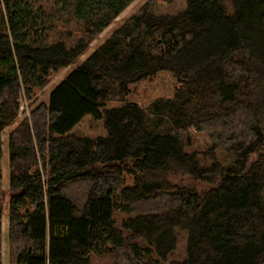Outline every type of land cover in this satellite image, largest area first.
Instances as JSON below:
<instances>
[{
  "label": "trees",
  "instance_id": "16d2710c",
  "mask_svg": "<svg viewBox=\"0 0 264 264\" xmlns=\"http://www.w3.org/2000/svg\"><path fill=\"white\" fill-rule=\"evenodd\" d=\"M132 1L0 0V264L5 213L14 264H264V0H149L92 46ZM69 65L19 120L20 98ZM157 74L159 97L130 98ZM188 127L231 164L185 151ZM176 229L185 256L167 261Z\"/></svg>",
  "mask_w": 264,
  "mask_h": 264
},
{
  "label": "rangeland",
  "instance_id": "374dc122",
  "mask_svg": "<svg viewBox=\"0 0 264 264\" xmlns=\"http://www.w3.org/2000/svg\"><path fill=\"white\" fill-rule=\"evenodd\" d=\"M36 6L42 7L44 10L49 11L53 6L55 0H32ZM149 0H134L132 1L113 21L108 25L96 39L91 41L92 46H96L102 39H104L108 34L112 32L117 23L122 22L126 17L136 12L140 6ZM151 8L155 13H165V12H174L180 10L184 7V0H150ZM226 5H229V0H224ZM65 12V11H64ZM56 25L61 33H64V30H70L79 35L78 23L70 15L64 14V21L58 20ZM56 36L53 35L52 40H55ZM73 68L72 65L62 68L55 74H51L48 84L39 90L35 91V94L32 99L28 100L25 97L20 98V106L18 112V119L27 117L30 113L31 108L47 100V96L51 88L57 84L60 80L64 78L68 71ZM130 89V98L139 102L142 106H146L151 100L159 97L162 93V74H157L154 76L146 77L135 83L129 85ZM11 127H6L2 131L1 139L2 143V155L0 160V173H1V189L7 190L6 175H7V147H6V138L10 131ZM183 148L187 152H194L197 154V157L201 164H208L212 159V153L215 157L224 165L229 166L232 162V158L225 154L221 149H212L211 141L208 136L201 131L196 130L194 127H188L186 134L183 137ZM211 146V147H210ZM213 155V156H214ZM125 184H132V176L129 174H123ZM7 196L4 199V206L7 207ZM116 219L119 221L120 218L126 216V212L118 211L115 213ZM7 216L2 215V230H1V264H14V260L10 258L8 253V245L6 239V227H7ZM175 234L177 237L175 249L171 251L167 256V261L170 260H183L185 256V247L187 240V233L182 229H176Z\"/></svg>",
  "mask_w": 264,
  "mask_h": 264
}]
</instances>
